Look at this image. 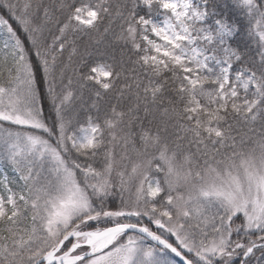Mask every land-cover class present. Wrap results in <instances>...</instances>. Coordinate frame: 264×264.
<instances>
[{"label":"snow or ice","instance_id":"obj_1","mask_svg":"<svg viewBox=\"0 0 264 264\" xmlns=\"http://www.w3.org/2000/svg\"><path fill=\"white\" fill-rule=\"evenodd\" d=\"M176 258L264 264V0H0V264Z\"/></svg>","mask_w":264,"mask_h":264},{"label":"trees","instance_id":"obj_2","mask_svg":"<svg viewBox=\"0 0 264 264\" xmlns=\"http://www.w3.org/2000/svg\"><path fill=\"white\" fill-rule=\"evenodd\" d=\"M21 2H23V0H21ZM72 75V68L69 67L68 70H67V76H71ZM66 82V80H65Z\"/></svg>","mask_w":264,"mask_h":264},{"label":"rangeland","instance_id":"obj_3","mask_svg":"<svg viewBox=\"0 0 264 264\" xmlns=\"http://www.w3.org/2000/svg\"><path fill=\"white\" fill-rule=\"evenodd\" d=\"M177 260V259H176ZM178 264H179V261L177 260Z\"/></svg>","mask_w":264,"mask_h":264},{"label":"water","instance_id":"obj_4","mask_svg":"<svg viewBox=\"0 0 264 264\" xmlns=\"http://www.w3.org/2000/svg\"><path fill=\"white\" fill-rule=\"evenodd\" d=\"M179 261V258H176Z\"/></svg>","mask_w":264,"mask_h":264}]
</instances>
